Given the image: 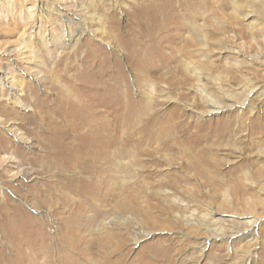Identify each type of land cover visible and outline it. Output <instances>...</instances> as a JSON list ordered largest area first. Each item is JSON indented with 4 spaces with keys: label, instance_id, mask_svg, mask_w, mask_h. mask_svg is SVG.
<instances>
[{
    "label": "rangeland",
    "instance_id": "rangeland-1",
    "mask_svg": "<svg viewBox=\"0 0 264 264\" xmlns=\"http://www.w3.org/2000/svg\"><path fill=\"white\" fill-rule=\"evenodd\" d=\"M166 1L177 29L153 32L152 16L136 12L157 0H0V264H28L17 257L38 238L12 247L24 215L49 223L47 242L69 223L106 242L75 255L79 264H264V0ZM157 37L171 58L153 55ZM80 100L134 105L125 131L139 153L113 158L107 201L78 191L92 175L49 156L72 140L61 135L72 117L51 108ZM169 116L192 141L186 156L148 147ZM54 251L55 264L74 255Z\"/></svg>",
    "mask_w": 264,
    "mask_h": 264
},
{
    "label": "bare ground",
    "instance_id": "bare-ground-1",
    "mask_svg": "<svg viewBox=\"0 0 264 264\" xmlns=\"http://www.w3.org/2000/svg\"><path fill=\"white\" fill-rule=\"evenodd\" d=\"M167 5H168V3L166 0H157L156 4H155V2H152L151 4H149L145 7L143 6L141 9L139 8L140 10L138 9L139 11H137L136 13L138 15L143 14V13H149L152 16L150 18V25H151L150 30L153 32L160 31V30H162V32H163L164 29L168 30V31L169 30H175V29H177V25L173 24V22H172L173 17L170 15H167V13L166 14L164 13V12H166ZM188 8H190V6H187L186 10ZM136 24L141 25L142 23L140 21H137ZM144 24H146V23H143L142 25H144ZM161 41H162V37L161 38L160 37L153 38L152 43H151V47H150V49H152V50L155 49V52L153 53V55H156V56L161 55V56H166V58H171L169 53H162L161 51H159V52L157 51L158 49L155 47V43H160ZM180 48H183V52L186 49H189V41L187 40L184 43V46L181 45ZM151 57H152V55L150 54V55L143 56V58H141V59L144 60V62L145 61L147 62V60H149V58H151ZM148 66L143 65L140 68V71L146 73L148 70ZM176 76H177V71H176V69H173L172 77H176ZM173 82H178L179 84H181V83L187 82V79L183 78V77H181V78L178 77L176 80H173ZM196 90H197V92H199L201 98L204 100V102H205L204 104H206V108H207L206 110L213 109L211 104H215L216 101L213 100L211 97L209 98V96L204 91V89L202 87V83L200 81V75H197ZM110 98H112V97H110ZM125 99H128V98L126 95L124 96L123 94H119L116 97V100H118V101L125 100ZM71 102L66 104V105H61L60 107H57V108H51V110H50V112H52L54 114L58 113L59 115H62L63 119H64V117H69V116L72 117L71 119L68 118L67 123L64 127V130H62L63 131L62 134L60 133L61 135H63V133L67 134L68 137L69 136L72 137V140L70 142H64V141L61 142V140L59 138H58L59 140H57V141L55 140L56 143L53 142V144L55 143L54 144V147H56L55 149L61 148V150H58V151L55 150L56 152L51 151V154H49V156L55 158V161H56V159L61 161L62 164L66 165V167L70 170L76 169L77 171L78 170L81 172L84 171L86 174H89V176L92 175L93 176L92 178H94L93 182L87 183V184L83 183V181L80 182L79 183L80 185H78V191L83 192V193H91L93 196L92 201L93 200L107 201V199L110 196V192L112 191V189H110V185H111L110 181L112 179H111V176H109L108 172L110 170L111 163L113 162V158L116 157V155L123 154L125 150L131 152L132 154L133 153L134 154L139 153V147H138L139 141L132 140V138H130V136H129L130 134L129 133L126 134V131H125V127L129 122L128 120L130 119L128 114L131 111H133L134 105H132V103H130V104H123V105L119 106V108H117V109L114 107L113 110L112 109H110V110H107V109L96 110L93 108H95V107L97 108L98 107L97 104H95L94 107H92V108L91 107L88 108V105L81 100L77 101V102H72V103ZM114 111H116L117 114L114 113ZM111 113H113L115 116H112ZM62 117H61V119H62ZM109 117H110V119H113L115 121L113 123L109 122V120H110ZM173 118H172V116H169V117L163 118L162 121L160 118H159L160 120H157L158 121L157 125L155 124V127H154L156 129H154L153 131L150 130L151 133H149L147 135L148 147L152 146L153 145L152 143L156 142L157 144H156V147L154 148L155 150H159V149L162 150L163 149V150H167L168 152H170V151L172 152L174 150L176 153H181L182 155L186 156V154H188L187 152L189 151V149L187 147H184L183 144L188 145V143H192V141H187V139H188L187 137H181V135L178 134V131H176L177 124H176V122H174ZM55 122H56V120H55ZM46 125H48V124L46 123ZM59 126H61V125H59ZM138 126H140V125H138ZM54 127H56V126H54ZM147 128L149 129V127H147ZM139 131H140V129H139ZM165 135L166 136L169 135V136L164 138ZM140 154H142V153H140ZM143 155H145V154H143ZM73 172H75V171H73ZM69 180H71V179H69ZM71 181H73V180H71ZM112 184H113V182H112ZM93 206H95V205H93ZM69 207H68V209H69ZM57 211L59 212V210H57ZM54 214H55V212H54ZM61 214H63V213H61ZM75 218H77V217H75ZM59 221H60V219H59ZM70 222L73 225L74 222H72V221H70ZM250 223L254 224V222H250ZM48 224L49 223L46 220H42V221L40 220L39 221L37 219H32L31 217H29L27 215H24L21 219L19 218L18 232H17L19 234L16 238H15V234H13L15 239L12 242V247L15 248L16 250H18L17 248L22 247L20 245H23L24 243L26 244L27 239H29L30 237H36V239L38 238V240H37V243L35 245H32L31 247L28 248L27 254L22 253L23 254L22 257H20V258L17 257L18 261H19V259H22L24 262H27L28 264H37L38 262L40 263V261H37L38 256H40L43 253L45 261H43L42 264H55L54 262H52V260L50 258V254L54 250H55L54 252L56 254V253H60L59 251H61V250H64V249L69 250L70 249V251H72V253L74 255L66 256L63 253L60 256L59 264H79V262L77 261V259L75 257V255H77L79 252L92 251V249L94 247H96L97 245L103 246L102 244H104V243H105L104 245H106L105 241L104 242L101 241L99 244V241L95 242L91 238H88L87 234L84 233V230H80V231L74 230L73 229L74 225L72 226L73 228L71 229L70 223H69L70 225L66 224L68 230H67L65 235L60 237L61 240L59 238H57V235L54 234L53 236H51V238H53L54 242H52V241L47 242L48 236H47L46 232L49 231V230H47ZM56 226H57V224H56ZM75 227H76V225H75ZM245 227L249 228L250 224L246 225ZM55 229H57V228H55ZM11 231H13V230H11ZM59 232H60V234L63 233L61 231H59ZM51 247H53L55 249L52 251ZM20 250H21V248H20ZM87 252H85V253H87ZM45 255H47V256H45ZM22 260H20V261H22ZM108 260L109 259L105 258V261L102 263H99V264H110V261H108ZM86 261H88V258L86 259ZM14 262H16V261H14ZM56 264H58V263H56Z\"/></svg>",
    "mask_w": 264,
    "mask_h": 264
}]
</instances>
